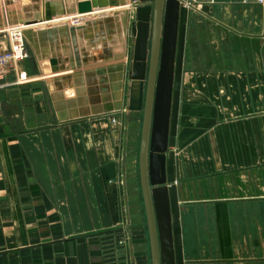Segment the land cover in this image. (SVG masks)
<instances>
[{"label": "crops", "instance_id": "obj_1", "mask_svg": "<svg viewBox=\"0 0 264 264\" xmlns=\"http://www.w3.org/2000/svg\"><path fill=\"white\" fill-rule=\"evenodd\" d=\"M0 1V28L17 12L40 28L0 80V264H152L125 152L136 0H123L127 25L122 9L75 18L77 0ZM202 8L179 18L165 152L175 262L264 264V4ZM109 64L127 67L123 86Z\"/></svg>", "mask_w": 264, "mask_h": 264}, {"label": "water", "instance_id": "obj_2", "mask_svg": "<svg viewBox=\"0 0 264 264\" xmlns=\"http://www.w3.org/2000/svg\"><path fill=\"white\" fill-rule=\"evenodd\" d=\"M146 1L140 0L135 5V42L128 79L124 64H109L106 69L109 72L115 67L122 70L118 85L123 86L127 79V109L143 111L139 170L152 264H176L165 152L169 140L181 1L155 0L154 4ZM95 6V0L76 2L79 14L91 13ZM124 13L123 23L127 25L130 11ZM47 14L50 16L51 11ZM81 26L84 25L70 28L73 31ZM30 33L31 29L26 30L27 38ZM77 64L81 68V64ZM121 108L117 105L116 110L109 112Z\"/></svg>", "mask_w": 264, "mask_h": 264}, {"label": "built area", "instance_id": "obj_3", "mask_svg": "<svg viewBox=\"0 0 264 264\" xmlns=\"http://www.w3.org/2000/svg\"><path fill=\"white\" fill-rule=\"evenodd\" d=\"M184 8L200 9L206 3H213L215 0H180ZM243 2H257L264 4V0H243ZM264 34V27H263ZM29 56L27 47L26 28L22 23L8 24L0 28V80L9 71L18 72L19 64ZM1 107V95H0ZM124 184V180H123ZM123 232L125 231L122 229ZM118 230H115L116 232ZM129 239L126 233L118 234L115 242L122 246Z\"/></svg>", "mask_w": 264, "mask_h": 264}, {"label": "rangeland", "instance_id": "obj_4", "mask_svg": "<svg viewBox=\"0 0 264 264\" xmlns=\"http://www.w3.org/2000/svg\"><path fill=\"white\" fill-rule=\"evenodd\" d=\"M8 1L9 0H4L5 7H7ZM0 2H2V1H0ZM136 2H137L136 4H138L140 2V0H136ZM51 3H53V2H50V4ZM18 4L20 5L19 1L12 2V6L14 7V5H15V9L20 7ZM38 5H40V4L38 3ZM54 5L56 6L55 2H54ZM127 7H129V4H128V6H126L124 8H119V9H122V10H120V12L122 13L123 11L127 10ZM181 8H183V10H184L183 6H181ZM187 9H189V8H187ZM200 9L190 8V11L199 12V11L203 10V8L201 10ZM17 13H16V17L15 18L18 19L21 16V14L18 15ZM106 13L107 12H103V14H106ZM96 14L97 15L98 14L101 15L102 13L101 14L100 13H96ZM107 14L115 15L116 12L115 11H110ZM101 16H103V15H101ZM92 17H94V16H92ZM92 17L86 18L85 21H84V19L83 20H79L80 22H78V23L77 22H72V25H75V24L86 25L87 20H91L90 18H92ZM54 25H56V24H54ZM150 43H151V35H150V38H149V45H150ZM27 47H28V43H27ZM129 66H131V65L129 64ZM127 94H128V84H127ZM125 122L128 125L127 133L125 134L126 139L128 138V145H126L125 152L128 149L127 157H128L129 168H130L129 169L130 170L129 173H132L133 174L132 178L136 179V181H134V184L130 186V188L132 189V192H133L132 202L133 201H134V203L138 202L139 204L142 205V207H144L142 190H141V182H140V170H139V153H140V143H141V134H142L143 111H131V112H129L128 115L125 116ZM135 196L137 197L136 199H135ZM148 235H149L148 230H146V236L148 237Z\"/></svg>", "mask_w": 264, "mask_h": 264}, {"label": "bare ground", "instance_id": "obj_5", "mask_svg": "<svg viewBox=\"0 0 264 264\" xmlns=\"http://www.w3.org/2000/svg\"><path fill=\"white\" fill-rule=\"evenodd\" d=\"M15 1H18V0H15ZM20 1V0H19ZM24 1H26V2H28V0H24ZM32 1V0H31ZM103 2H106L105 4L103 3ZM20 3H21V1H20ZM24 3V2H23ZM95 3H96V6L94 7V10H93V12H91V13H85V14H79L77 11H72V10H67L66 12L68 13V14H73V16H77V18H81L82 16H84V15H88V14H93V13H97V12H99L100 10H107L108 8H114V9H119V8H124V7H126V6H128V4L126 3V2H123V0H112V1H109V0H107V1H105V0H95ZM113 3V4H112ZM17 4V3H16ZM19 5V4H18ZM26 5V4H25ZM17 6V5H16ZM19 6H21V5H19ZM24 6V5H23ZM23 8V7H22ZM21 8V9H22ZM22 12V11H21ZM108 13V12H107ZM99 15V14H98ZM48 17V19L46 18V21L47 22H49V21H51V16H47ZM89 17V16H88ZM92 17V16H91ZM64 18V17H63ZM83 18V17H82ZM64 21V20H63ZM72 21V20H71ZM14 23H24L23 24V26L25 27V25L26 26H32V25H35V24H38V20L37 19H31V21L29 20V21H24V20H22V19H16L15 20V22ZM13 22H11V24H14ZM55 23V22H54ZM58 23V22H57ZM61 23V22H60ZM56 25H61V24H56ZM55 25V26H56ZM78 25H81V24H75V26H78ZM7 26V25H6ZM30 28V27H29ZM28 28V29H29ZM28 29H26V30H28ZM40 29V28H39ZM39 29H38V31H39ZM43 29V28H42ZM31 34H28V38H30L32 41H35V38H36V36L37 35H39V32L38 31H36V30H33V29H31ZM34 36H35V38H34Z\"/></svg>", "mask_w": 264, "mask_h": 264}, {"label": "flooded vegetation", "instance_id": "obj_6", "mask_svg": "<svg viewBox=\"0 0 264 264\" xmlns=\"http://www.w3.org/2000/svg\"><path fill=\"white\" fill-rule=\"evenodd\" d=\"M155 0H147L146 2L154 4Z\"/></svg>", "mask_w": 264, "mask_h": 264}]
</instances>
